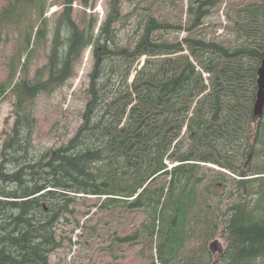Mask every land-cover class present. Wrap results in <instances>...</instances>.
I'll return each mask as SVG.
<instances>
[{
    "label": "trees",
    "instance_id": "trees-1",
    "mask_svg": "<svg viewBox=\"0 0 264 264\" xmlns=\"http://www.w3.org/2000/svg\"><path fill=\"white\" fill-rule=\"evenodd\" d=\"M61 1V19L52 29L45 16L48 0H12L4 14L20 24L21 41L7 80L0 84V99L8 92L15 96V120L0 146V264H50V254L63 246L55 235L59 219L72 213L61 202L78 195L103 197L102 207L125 205L147 216V237L156 242L150 247V264H178L180 254L182 264H201L214 254L206 241L219 225L226 242L223 264H264V160L261 167L254 162L263 155L256 146L264 145V123L253 119L263 30L251 36L255 47L233 48L189 36L155 44L153 35L168 25L150 19L133 48L118 47L112 28L119 0L110 1L96 33L95 18L81 29L72 19L74 0ZM222 2L191 0L186 31L199 27ZM80 4L88 7L90 0ZM40 43L46 62L29 79ZM87 48L93 66L82 123L65 147L42 152L33 144V102L72 79ZM184 50L187 55L180 54ZM158 54L176 56L132 67L141 55ZM184 136L192 151L177 157V139ZM237 157L246 162L238 164ZM167 161L180 164L168 169ZM202 162L230 173L233 178L222 173L217 178L234 186L236 198L231 195L225 212H213L196 236L195 223L203 212L197 220L189 217L203 183L198 172ZM164 174L168 182L149 186ZM194 235L198 246H191Z\"/></svg>",
    "mask_w": 264,
    "mask_h": 264
},
{
    "label": "rangeland",
    "instance_id": "rangeland-1",
    "mask_svg": "<svg viewBox=\"0 0 264 264\" xmlns=\"http://www.w3.org/2000/svg\"><path fill=\"white\" fill-rule=\"evenodd\" d=\"M112 0H90L88 7H83L80 0H74L72 5V19L84 29L85 23L90 17L97 20L95 33L104 17L109 11ZM191 0H119L121 10L117 21L113 24V36L118 47L133 48L143 31L144 25L150 20L157 23H165L168 28L159 30L153 35V42H180L184 38H199L217 45L227 47H240L250 45L251 36L259 28L264 32V0H223L209 16L204 18L201 25L192 31H186L192 18L187 14V7ZM12 0H0V84L5 83L8 76L11 57L17 54V48L21 41L20 24L14 18L4 16L8 5ZM63 9L61 0H48L46 18L48 27L52 29ZM181 25V30L178 27ZM42 43L35 47L36 58L30 68L29 79L34 72L40 69L46 62V49H42ZM180 54L187 55L184 50ZM80 63H76L73 69L74 76L63 87L50 95L39 94L32 106V116L35 121L33 131V144L42 152L57 150L65 147L67 142L74 136L82 123L84 111L85 90L89 84V73L93 66L91 48L84 49L81 53ZM176 55L158 54L147 57H138L132 67H143L147 59L151 61L169 60ZM260 63H256L258 68ZM156 67L155 65H153ZM204 79L208 78L206 72H202ZM108 75V73H106ZM19 75V74H18ZM135 71L128 79V84L134 80ZM253 88V87H252ZM256 93V92H255ZM253 100V99H252ZM15 96L12 93L0 99V146L9 134L13 122ZM264 123V115L262 118ZM254 128V125L252 126ZM179 140L175 153L182 157L188 151L189 140L186 136ZM244 144V139L241 140ZM250 141V140H249ZM251 143V142H250ZM256 149L263 153L262 157L254 161L258 167L264 160V145H257ZM32 153V152H31ZM260 161V162H259ZM245 159L237 157V163L242 165ZM168 169L179 165L178 161H167ZM199 176L203 183L196 190V205L189 219L197 220L196 236L203 226L207 225L212 218V213L225 212L234 186L231 183L224 184L223 178L218 177L222 173L225 178L229 177L227 170L217 164H200ZM216 178L215 180H212ZM233 178V177H229ZM169 181L168 175H160L150 182L153 188L160 187ZM67 209L72 213H64L59 219L55 229L57 239H63L62 247L49 256L50 264H150L153 260L154 251L151 255L150 247L156 245L155 240L150 242L147 237L146 223L148 217L142 212L128 210L125 205L102 207L103 197L97 196H71ZM250 199V198H249ZM255 199V198H251ZM192 209V207L190 208ZM146 219V220H145ZM148 230V229H147ZM222 227L218 226L215 236L206 241L208 250L211 243L217 241L221 244V252L208 255L201 259V264H223L220 260L226 242L221 237ZM68 239H70L68 241ZM192 245L196 244L195 235ZM198 246V245H197ZM200 253L198 254L199 257ZM156 256V250H155ZM176 263V260L174 261ZM178 264L184 263L182 254L177 257ZM260 264V263H259Z\"/></svg>",
    "mask_w": 264,
    "mask_h": 264
},
{
    "label": "water",
    "instance_id": "water-1",
    "mask_svg": "<svg viewBox=\"0 0 264 264\" xmlns=\"http://www.w3.org/2000/svg\"><path fill=\"white\" fill-rule=\"evenodd\" d=\"M257 91L255 94V102L253 105V118L261 119L264 113V59L261 60L257 69L256 80ZM209 249L215 252H221V245L217 242L211 243Z\"/></svg>",
    "mask_w": 264,
    "mask_h": 264
}]
</instances>
